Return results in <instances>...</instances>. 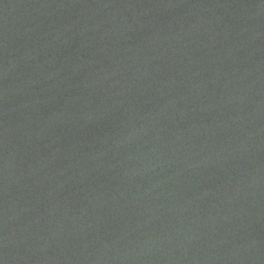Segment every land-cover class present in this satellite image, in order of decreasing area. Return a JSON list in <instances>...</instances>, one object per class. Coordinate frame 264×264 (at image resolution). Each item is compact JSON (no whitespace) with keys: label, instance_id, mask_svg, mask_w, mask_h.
<instances>
[{"label":"water","instance_id":"1","mask_svg":"<svg viewBox=\"0 0 264 264\" xmlns=\"http://www.w3.org/2000/svg\"><path fill=\"white\" fill-rule=\"evenodd\" d=\"M0 264H264V0H0Z\"/></svg>","mask_w":264,"mask_h":264}]
</instances>
